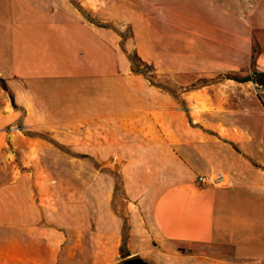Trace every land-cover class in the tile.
<instances>
[{"label":"rangeland","instance_id":"374dc122","mask_svg":"<svg viewBox=\"0 0 264 264\" xmlns=\"http://www.w3.org/2000/svg\"><path fill=\"white\" fill-rule=\"evenodd\" d=\"M223 2L217 16L206 11L197 19L188 17L193 10L182 0H0V25L77 17L106 28L127 60L125 70L93 79L21 80L0 73V194L12 200L15 224L25 210L51 209L41 195H73L66 217L73 216V228L90 229L106 194L121 220L123 244L138 220L141 242L150 227V191L191 175L192 143L215 162L237 154L264 171V92L234 80L264 72V45L255 33L264 30L258 25L264 0ZM119 34L126 37L122 45ZM134 111L155 114L160 128L168 120L175 143L153 145L139 169L125 170L119 154L102 146L101 130L84 120ZM127 181H135L131 190Z\"/></svg>","mask_w":264,"mask_h":264},{"label":"crops","instance_id":"0c3cea01","mask_svg":"<svg viewBox=\"0 0 264 264\" xmlns=\"http://www.w3.org/2000/svg\"><path fill=\"white\" fill-rule=\"evenodd\" d=\"M182 5L193 10L188 17L200 19V12L217 16L225 2L182 0ZM258 25L264 26V21ZM255 33L264 45V30ZM126 67L125 55L111 45L106 28L77 17L55 15L0 25V73L8 78L93 79ZM84 121L92 130H101L102 146L119 154L120 168L125 170L139 169L142 154L151 153L153 145L175 143L168 138V120L160 128L157 116L149 112ZM193 136L205 140L204 135ZM190 146L192 156L186 167L191 175L150 191V227L141 242L138 220L123 244L121 220L106 194L99 196L102 209L93 227L80 231L73 228V216L66 217V210L73 213V195H41L51 209L25 210L17 225L12 200L8 203L7 195L4 200L0 194V264H117L134 257L149 264H264V171L240 155H230L231 162H215L203 145ZM213 169L229 175L233 186L206 187L195 182L196 174L208 175ZM127 184L131 190L135 181ZM123 248L126 252L121 254Z\"/></svg>","mask_w":264,"mask_h":264},{"label":"built area","instance_id":"2783aa9c","mask_svg":"<svg viewBox=\"0 0 264 264\" xmlns=\"http://www.w3.org/2000/svg\"><path fill=\"white\" fill-rule=\"evenodd\" d=\"M261 93L264 92V88L256 84ZM262 106L264 108V99H262ZM197 184L206 187H220L231 188L233 181L229 175L223 171H216L208 175H198L196 178Z\"/></svg>","mask_w":264,"mask_h":264},{"label":"trees","instance_id":"16d2710c","mask_svg":"<svg viewBox=\"0 0 264 264\" xmlns=\"http://www.w3.org/2000/svg\"><path fill=\"white\" fill-rule=\"evenodd\" d=\"M119 36L121 37V42L120 45H122L125 40L126 37L122 34H119ZM128 60L131 62V64H134V61L131 57H129V55L127 56ZM235 81L238 82H253L254 84H257L259 86H262L264 88V72H254L252 76H248L242 79H234Z\"/></svg>","mask_w":264,"mask_h":264},{"label":"water","instance_id":"95a60500","mask_svg":"<svg viewBox=\"0 0 264 264\" xmlns=\"http://www.w3.org/2000/svg\"><path fill=\"white\" fill-rule=\"evenodd\" d=\"M121 264H149L141 258L134 257L124 260Z\"/></svg>","mask_w":264,"mask_h":264}]
</instances>
